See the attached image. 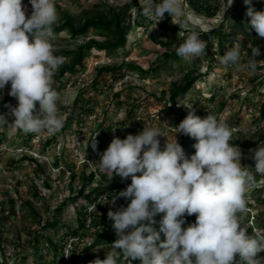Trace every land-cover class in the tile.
<instances>
[{
	"label": "rangeland",
	"instance_id": "obj_1",
	"mask_svg": "<svg viewBox=\"0 0 264 264\" xmlns=\"http://www.w3.org/2000/svg\"><path fill=\"white\" fill-rule=\"evenodd\" d=\"M135 1L143 5V0H54V3L60 17L62 12L79 15L100 5L121 6ZM22 3L27 5V14L30 15L32 8L29 0H22ZM236 3L234 0L227 11ZM184 7L189 26H194L197 31H201L202 26L206 33H201L200 38L207 41L209 33L221 20V0L217 15L210 19H205L208 16L204 13L197 14L188 0H184ZM136 15V10L132 9V22ZM144 18L152 22L144 20L141 26L132 23L126 46L113 51L92 50L85 60L83 71L63 78V82L68 80L65 86L60 87L56 72L53 87L58 89L59 115L64 118L62 129L56 133L42 131L39 134H25L15 127L12 124L14 117L8 114L9 109L5 107L17 104L16 99L8 95L10 84L0 92V114H4L7 120L0 123L3 139L0 142V202L4 203L2 206L5 208L0 211L1 218L5 216L0 220V264H35V236H38V249L47 264H51L53 258L45 240L47 236L60 244V252L56 256L59 264H89L97 257L104 259L105 253L109 252L115 253L118 264H130L111 247L114 241L101 243L91 251L85 250L101 232L93 225V212L99 214L101 208L115 211L122 202L125 207L130 202L119 198L115 206L107 203L108 199L110 201L113 195L119 193L112 190L111 180L117 178L122 191L131 183V177L122 179L118 175L113 174L111 177L102 172L97 164L99 153L107 149L114 136L124 139L128 134H139L145 126L159 128L165 134L166 137H159L163 149L167 138L170 141L175 139V127L190 111L185 106L191 105L195 115L204 118L211 112L230 126V142L241 149V164L258 175L255 176L254 187L246 193L247 208L239 214V218L248 234L256 230L264 231L263 226L259 225L264 219V203L258 199L264 197L259 191L264 187V175L254 172L255 162L250 158L251 149L264 147V139L252 145L264 132V120L256 122L264 102V44L259 47L260 55L256 57L258 62L254 73L246 67V62L251 58V53L246 49L241 50L240 66L222 65L220 58L230 46L221 52L217 41L202 57L165 60V52L183 43L187 32L182 28L179 32L164 33L158 17ZM175 20L176 24H181L180 18L175 17ZM91 37L105 39L104 35L94 32L78 38L71 37L66 31L54 33L51 38L54 54L74 48ZM103 65H122L124 77H117L111 72L98 75V69ZM190 71L199 72L200 78L186 95L177 100L178 110L167 109L169 91L174 82ZM76 97L79 98L78 105L87 106L86 112H82L80 107L73 108ZM74 112L82 113L77 116ZM94 138L97 142L95 150L91 147ZM176 139L186 156L195 153L193 145L196 141L193 138L178 133ZM23 156L37 158L43 170L37 169L36 163L23 159ZM104 174L108 180L103 177ZM99 182L103 183L104 190L96 203L78 195L83 185L85 194ZM68 198L73 200L69 199L68 205L64 207L58 226L44 229L43 224L51 218L54 209ZM159 218L160 215L156 217ZM80 220L86 223L83 235L77 238L69 234L67 237L65 234L77 228ZM195 220L186 216V223L182 227H187ZM61 246H64L62 251ZM131 264L134 263L131 261Z\"/></svg>",
	"mask_w": 264,
	"mask_h": 264
},
{
	"label": "clouds",
	"instance_id": "obj_2",
	"mask_svg": "<svg viewBox=\"0 0 264 264\" xmlns=\"http://www.w3.org/2000/svg\"><path fill=\"white\" fill-rule=\"evenodd\" d=\"M29 3L30 15L22 0H0V92L10 84L8 95L17 104L5 107L15 127L25 134H54L64 125L58 108L60 95L53 87V77L64 63L63 57L54 55L51 43L59 17L54 0ZM233 3L221 0L222 19ZM243 3L250 18L247 31L264 38V11H257L253 0ZM166 13L180 18L179 27L187 32L177 56L190 60L206 55L207 41L200 38L206 32L202 26L201 31L189 26L184 0H143L144 17L155 16L160 22ZM259 55V47H253L246 62L253 73ZM240 56L241 44L236 39L220 63L240 66ZM185 107L190 109L188 115L175 127V139L167 138L163 149L159 137L165 134L145 126L124 139L114 136L99 153L97 164L102 172L131 177L126 189L107 200L113 206L119 198L130 201L127 207L107 213L117 237L111 247L130 264L137 259L141 264H264V256L259 255L264 253V231L248 234L239 218L247 208L246 193L256 183L253 170L241 164V149L230 143L232 131L222 118L211 112L201 118L192 105ZM5 122V115L0 114V123ZM178 133L196 141L190 157L178 143ZM91 147L97 148L95 138ZM250 152L254 172L264 175V147ZM193 215L195 222L182 227L186 216ZM89 264H118V260L109 252Z\"/></svg>",
	"mask_w": 264,
	"mask_h": 264
},
{
	"label": "trees",
	"instance_id": "obj_3",
	"mask_svg": "<svg viewBox=\"0 0 264 264\" xmlns=\"http://www.w3.org/2000/svg\"><path fill=\"white\" fill-rule=\"evenodd\" d=\"M158 3L159 0H156ZM192 9L195 10L197 14L204 13L206 16H213L217 15L218 6L220 0H188ZM236 5L230 9L229 11L225 12L224 18L219 20L218 24L215 28L209 33L207 37V49L209 50L211 46L217 41L219 50L222 52L228 46H232V44L237 39L241 44V50H247L248 53H251V49L253 47H262L264 44V38H259L254 30L249 33L246 29V24L249 17L246 16V5H244L243 0H236ZM253 6L257 11H264V0H253ZM132 9L136 10L137 15L135 16L134 22H132ZM142 13V6L138 2H128L127 4L121 6H114V5H100L98 8H93L88 11H85L79 15H73L69 12H62L58 23L53 26L54 33H60L63 31L68 32V34L73 38L84 37L88 36L91 32L96 33L97 35H104L105 39L100 40L95 37H91L88 40H85L82 43H79L76 47L70 48L64 51L56 52L54 55L65 57L63 65L58 69L57 78L60 83V87L66 85L67 81L63 82V78L66 75H74L78 74L83 71L86 67L85 60L90 55L92 50H102V51H113L119 49L121 47L126 46L128 43V35L129 31L132 28V23L137 26H141L144 20H147L149 23L152 20H148L144 18ZM159 26L164 33L167 32H179L182 30L180 29L179 25L176 24L175 17L169 16L167 13L165 14L164 19L159 22ZM243 35V38L240 36ZM263 42V43H262ZM169 43V42H168ZM168 43H164L168 45ZM249 44V46H248ZM176 49L173 48L170 52H165L164 58L165 60L168 59H179L180 57L176 54ZM140 70L139 66H137ZM144 71V70H143ZM113 73V75L123 78L124 77V70L122 65H103L98 69V75L106 74V73ZM200 78L199 72L190 71L183 75V77L174 82L172 88L169 91L168 97V105L166 106L169 110H178L176 104L177 100L186 95L195 82ZM116 79V78H115ZM58 89H56L57 91ZM79 98L76 97L74 100L73 108H81L82 112H86L88 110L85 104L78 105ZM197 105H200L199 102H196ZM3 108V106H1ZM76 111V109H74ZM202 111V108H201ZM82 112H74L75 115L79 116ZM184 115V114H182ZM264 120V102L260 106V114L256 119L257 123H261ZM264 139V132L255 140L252 145H257ZM1 133H0V142H2ZM236 145L234 142H230ZM23 159L32 161L33 163L37 164V169L43 170V167L38 163V159L32 156H23ZM58 163V162H57ZM258 176L257 174H254ZM74 177V176H72ZM92 177V176H90ZM103 177L108 180V176L106 174ZM84 178V177H83ZM111 188L112 190H117L118 192L121 191L119 187V180L114 178L111 180ZM85 186L83 185L78 190V195L85 196L88 200L93 203H96L98 197L102 195L104 190V185L102 182H99L96 187L90 190L88 193H84ZM260 193L264 194V187L261 188ZM72 198H68L64 200L59 206L54 209V212L48 220H46L43 224V228H56L60 223L61 219L59 216L62 215L63 209L65 206L68 205ZM123 199V198H121ZM259 201L264 203V197L258 198ZM3 202H0V211H4ZM121 206L125 207V204L122 202ZM1 213V212H0ZM107 209L101 208L99 214L93 212V225L96 228L100 229L101 232L98 233L94 239V241L85 247L86 251L93 250L96 246L101 243H111L112 241L116 240L115 231L112 228V224L107 216ZM5 216H0V220L4 219ZM191 219H196L195 215L189 216ZM160 219V218H159ZM157 219V221L159 220ZM81 221V220H80ZM86 223L81 221L77 228H74L68 231V234H65L67 237L72 235L73 237L80 238L83 235V230L85 228ZM259 225L263 226L264 228V219L261 220ZM158 228V225H157ZM63 236L65 238L66 236ZM161 239L163 240V234H161ZM47 245L51 248L53 258L50 261L51 264H59L56 256L60 252V244L58 241H55L50 236L45 238ZM32 243V242H31ZM38 236L34 237L33 247H34V254L37 255L35 264H47V260L44 255L38 249ZM61 246V251H62ZM260 256H264V253H260ZM62 259L63 254H62ZM134 264H141V262L137 260H132Z\"/></svg>",
	"mask_w": 264,
	"mask_h": 264
},
{
	"label": "bare ground",
	"instance_id": "obj_4",
	"mask_svg": "<svg viewBox=\"0 0 264 264\" xmlns=\"http://www.w3.org/2000/svg\"><path fill=\"white\" fill-rule=\"evenodd\" d=\"M210 18H211V17L208 16V17H206L205 19H210Z\"/></svg>",
	"mask_w": 264,
	"mask_h": 264
}]
</instances>
